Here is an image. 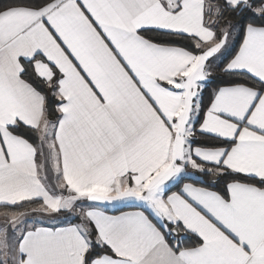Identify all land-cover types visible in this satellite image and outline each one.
I'll list each match as a JSON object with an SVG mask.
<instances>
[{
	"label": "snow or ice",
	"instance_id": "obj_1",
	"mask_svg": "<svg viewBox=\"0 0 264 264\" xmlns=\"http://www.w3.org/2000/svg\"><path fill=\"white\" fill-rule=\"evenodd\" d=\"M0 264H264V0H0Z\"/></svg>",
	"mask_w": 264,
	"mask_h": 264
}]
</instances>
